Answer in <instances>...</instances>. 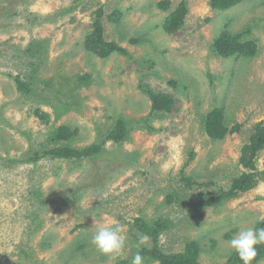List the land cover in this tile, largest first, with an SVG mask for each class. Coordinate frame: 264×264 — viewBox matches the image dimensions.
<instances>
[{
	"label": "rangeland",
	"instance_id": "rangeland-1",
	"mask_svg": "<svg viewBox=\"0 0 264 264\" xmlns=\"http://www.w3.org/2000/svg\"><path fill=\"white\" fill-rule=\"evenodd\" d=\"M216 1L0 0V264H132L153 248L137 217L166 222V253L194 241L199 264H243L228 241L264 217V146L241 162L264 125V0ZM223 33L254 53L221 56ZM216 107L230 130L215 140L205 118ZM62 126L67 138L55 139ZM67 144L101 148L44 153ZM243 173L249 189L207 200ZM114 223L126 236L115 259L91 243Z\"/></svg>",
	"mask_w": 264,
	"mask_h": 264
},
{
	"label": "trees",
	"instance_id": "trees-1",
	"mask_svg": "<svg viewBox=\"0 0 264 264\" xmlns=\"http://www.w3.org/2000/svg\"><path fill=\"white\" fill-rule=\"evenodd\" d=\"M240 0H217V4H223L226 7L233 5L234 3L238 2ZM214 46L217 50V52L223 56V57H231V56H251L252 53H254V45L252 43L248 42H241L239 40L238 36L229 34V33H223L221 36H218L215 39ZM102 50L101 47H98ZM110 48H115L117 51L126 53V51L122 48H119L118 46L109 45ZM94 50V49H92ZM18 87H25V84L20 81V79H16ZM27 86V85H26ZM27 90V88H25ZM153 109H168L167 106L169 102L161 103L163 102L160 100L158 96H153ZM65 127L58 128V133H56L55 139H62L67 138V134H65ZM230 129L225 124L224 120V114L221 110V108L216 107L213 110H211L206 118H205V131L207 132L208 136L212 139H222L224 135L229 131ZM126 135V129L123 127V125L117 126L115 131H111L108 134V138H112L115 142L118 140L123 139V137ZM264 146V125H261L260 122H258L255 125V131L250 137V142L247 146L244 147L243 151V157L241 158L242 164L245 166L253 165L252 158L257 155V153L263 148ZM100 145L99 144H92L88 147L83 148H73L67 145H60L53 147L50 150L45 151V154H50L53 158H66V157H89L92 155H95L97 152L100 151ZM247 155V156H246ZM246 178V174L243 173L240 176L233 178V185L231 186V189L226 191H219V193L214 197H208L207 200L213 201V200H222L224 198H230L235 194V190H239L240 184L242 181ZM261 179L264 181V175L261 174ZM244 184V183H242ZM252 182H249L247 184H244L240 189L241 190H247L252 186ZM235 189V190H234ZM133 225L135 228L140 231L142 234L148 236L153 243V248L147 249V247H142L139 252L142 256H150L151 258H154L158 261V264H199L196 260L195 255H193L195 251L196 242L192 241L190 244L186 245L185 252H177V253H166L162 251L160 248V244L158 243L160 234L166 230V222L163 220H155L153 222H148L142 217H137L134 219ZM264 227V222L259 223V227ZM264 253V244L257 245L256 247V254L261 255ZM231 260L238 262L240 260L237 253L233 254V257ZM117 264H124V262H119ZM227 264H232V262H227Z\"/></svg>",
	"mask_w": 264,
	"mask_h": 264
},
{
	"label": "clouds",
	"instance_id": "clouds-1",
	"mask_svg": "<svg viewBox=\"0 0 264 264\" xmlns=\"http://www.w3.org/2000/svg\"><path fill=\"white\" fill-rule=\"evenodd\" d=\"M264 222V217H260L257 223ZM142 237L140 243L146 241ZM91 243L101 254L115 259L125 247L126 236L119 223H114L107 227H98L91 237ZM232 251L237 253L243 264H251L256 256L257 245L264 244V227L241 228L228 241ZM144 257L139 251L133 256L132 264H143Z\"/></svg>",
	"mask_w": 264,
	"mask_h": 264
}]
</instances>
